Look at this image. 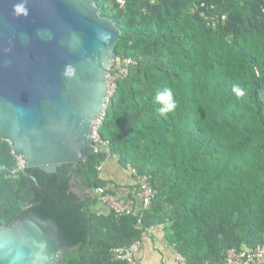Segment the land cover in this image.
Listing matches in <instances>:
<instances>
[{"label": "trees", "instance_id": "trees-1", "mask_svg": "<svg viewBox=\"0 0 264 264\" xmlns=\"http://www.w3.org/2000/svg\"><path fill=\"white\" fill-rule=\"evenodd\" d=\"M96 2L120 27L118 62L137 61L115 80L99 129L109 150L48 174L22 168L0 137V225L52 219L74 247L58 264H128L112 249L162 226L185 264H226L230 249L264 243V0ZM164 87L177 103L167 118L155 100ZM109 156L157 190L148 210L98 214L99 197L74 190L105 186Z\"/></svg>", "mask_w": 264, "mask_h": 264}, {"label": "water", "instance_id": "water-1", "mask_svg": "<svg viewBox=\"0 0 264 264\" xmlns=\"http://www.w3.org/2000/svg\"><path fill=\"white\" fill-rule=\"evenodd\" d=\"M120 34L96 0H0V137L24 168L87 160ZM71 249L32 212L0 225V264H58Z\"/></svg>", "mask_w": 264, "mask_h": 264}, {"label": "built area", "instance_id": "built-area-1", "mask_svg": "<svg viewBox=\"0 0 264 264\" xmlns=\"http://www.w3.org/2000/svg\"><path fill=\"white\" fill-rule=\"evenodd\" d=\"M158 0H151V3H156ZM120 4L124 5L125 0H119ZM137 65V61L133 58H125L116 64V70L110 71L109 75V90L107 104L110 97L113 95L115 80L119 77L125 78L130 72L131 66ZM106 110V108H105ZM105 110L97 116L94 122V145L93 151L99 153L108 149V144L101 139L99 129L105 118ZM24 168L22 161L21 165ZM103 164L98 166L99 172L102 170ZM131 172L137 176V187L133 197H120L113 192L107 190L106 187L100 186L95 189V193L99 197L101 203L106 206L117 217L137 214L151 207L154 198L157 195V190L148 183L147 177L141 175L138 170L128 165ZM154 230L150 229L148 235L153 234ZM146 235L144 238H146ZM142 241H137L130 246L117 247L112 249V256L117 261H125L128 264H144L141 259ZM226 264H264V243L256 245L252 249L238 250L230 249L226 254ZM174 264H185V258L176 253L173 259Z\"/></svg>", "mask_w": 264, "mask_h": 264}, {"label": "crops", "instance_id": "crops-1", "mask_svg": "<svg viewBox=\"0 0 264 264\" xmlns=\"http://www.w3.org/2000/svg\"><path fill=\"white\" fill-rule=\"evenodd\" d=\"M128 165L123 166L117 157L109 156L103 164L102 170L99 172L100 177L103 181H105V186L108 188V190L120 197L134 196L136 192V181H138L137 176L131 172V170L128 168ZM101 205L103 204L101 203ZM103 208L108 210H105L106 213L111 212L106 206ZM156 234V232L154 234H150L142 241V248L145 246L146 242L147 246L153 247L155 252H151L152 248L148 249L149 254L152 255L148 257V261L146 262L148 264H174L173 259L176 252H174V250L164 240L161 239V236H156ZM155 241L157 242L155 243ZM141 257L143 258L142 253Z\"/></svg>", "mask_w": 264, "mask_h": 264}, {"label": "clouds", "instance_id": "clouds-1", "mask_svg": "<svg viewBox=\"0 0 264 264\" xmlns=\"http://www.w3.org/2000/svg\"><path fill=\"white\" fill-rule=\"evenodd\" d=\"M223 19H226V15H223ZM118 62V61H117ZM117 64V63H116ZM116 66V65H115ZM114 66V67H115ZM113 67V68H114ZM113 70V69H111ZM233 92L235 93V95L240 98V97H243L245 95V92L244 90H242L241 88L237 87V86H234L233 87ZM155 100L156 102L160 105V107L158 108V112L161 116H163L164 118H167L168 114L169 113H172L174 112V110L176 109L177 107V103L176 101L174 100L173 98V92H172V89L169 88V87H164L163 90L161 91H158L156 93V96H155ZM94 145V144H93ZM109 149H107L106 151H108ZM92 151H93V148H92ZM20 159V158H19ZM21 160V159H20ZM106 187V186H104ZM107 188V187H106ZM108 190V188H107ZM109 191V190H108ZM111 192V191H110ZM94 194L97 196V194L95 193V190H94ZM100 200V199H99ZM101 204V203H100ZM155 233V231H154ZM153 233V234H154ZM144 240V239H143ZM142 240V241H143Z\"/></svg>", "mask_w": 264, "mask_h": 264}, {"label": "rangeland", "instance_id": "rangeland-1", "mask_svg": "<svg viewBox=\"0 0 264 264\" xmlns=\"http://www.w3.org/2000/svg\"><path fill=\"white\" fill-rule=\"evenodd\" d=\"M21 161L22 160H20V165H21ZM83 189H86V190L84 191ZM74 190L77 193H81L83 191V193H86V194H91V193L94 194V192H90V190H87V188H82L81 186H76ZM103 207L104 206L101 205V204L98 205V207L96 209L98 211V214H100V213L105 214L106 213L105 210H107V209L106 208H103ZM154 231L157 233L156 236H161V239L164 240V232H162L163 231V226L160 227L159 229H155ZM152 239H154V238H152ZM156 242L157 241H155V243ZM157 245L160 246L159 244H157ZM149 248H152L151 249V252L155 253L154 250H153V247H148L146 242H145V246L141 249L142 256L144 258V259L142 258L143 259L142 261H143L144 264H148L146 261H148V257L152 255V254L151 255L149 254V251H148Z\"/></svg>", "mask_w": 264, "mask_h": 264}]
</instances>
